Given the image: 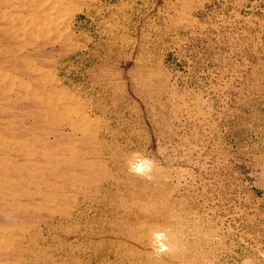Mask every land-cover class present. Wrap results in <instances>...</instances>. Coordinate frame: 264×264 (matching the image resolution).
<instances>
[{"label": "rangeland", "instance_id": "374dc122", "mask_svg": "<svg viewBox=\"0 0 264 264\" xmlns=\"http://www.w3.org/2000/svg\"><path fill=\"white\" fill-rule=\"evenodd\" d=\"M0 264H264V0H0Z\"/></svg>", "mask_w": 264, "mask_h": 264}, {"label": "bare ground", "instance_id": "6f19581e", "mask_svg": "<svg viewBox=\"0 0 264 264\" xmlns=\"http://www.w3.org/2000/svg\"><path fill=\"white\" fill-rule=\"evenodd\" d=\"M12 19V18H11ZM17 19V18H16ZM20 21V20H19ZM24 25H26V24H24ZM12 28V27H11ZM21 36V35H20ZM3 52V51H2ZM38 71V70H37ZM29 88V87H28ZM5 91V90H4ZM58 100V99H57Z\"/></svg>", "mask_w": 264, "mask_h": 264}]
</instances>
